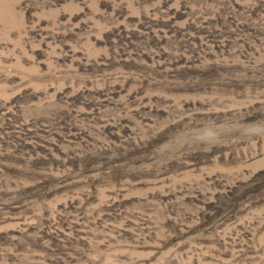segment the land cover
I'll return each instance as SVG.
<instances>
[{
	"label": "rangeland",
	"instance_id": "1",
	"mask_svg": "<svg viewBox=\"0 0 264 264\" xmlns=\"http://www.w3.org/2000/svg\"><path fill=\"white\" fill-rule=\"evenodd\" d=\"M0 264H264V0H0Z\"/></svg>",
	"mask_w": 264,
	"mask_h": 264
}]
</instances>
